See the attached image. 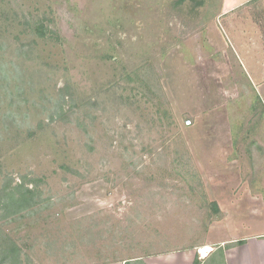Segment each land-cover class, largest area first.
I'll return each mask as SVG.
<instances>
[{"label":"rangeland","instance_id":"obj_1","mask_svg":"<svg viewBox=\"0 0 264 264\" xmlns=\"http://www.w3.org/2000/svg\"><path fill=\"white\" fill-rule=\"evenodd\" d=\"M233 5L0 0V192L35 196L0 245L114 264L264 231V0Z\"/></svg>","mask_w":264,"mask_h":264},{"label":"crops","instance_id":"obj_2","mask_svg":"<svg viewBox=\"0 0 264 264\" xmlns=\"http://www.w3.org/2000/svg\"><path fill=\"white\" fill-rule=\"evenodd\" d=\"M251 1L253 0H223V5L231 3L236 8ZM201 246H197V250L207 248L209 251L203 259L198 258L197 250L195 254L193 248H187L145 257L136 256L114 264H264V231L249 233L245 237L230 235L225 240L216 241L214 245Z\"/></svg>","mask_w":264,"mask_h":264},{"label":"trees","instance_id":"obj_3","mask_svg":"<svg viewBox=\"0 0 264 264\" xmlns=\"http://www.w3.org/2000/svg\"><path fill=\"white\" fill-rule=\"evenodd\" d=\"M182 3V0H179ZM24 189V188H23ZM24 193L18 194V196L11 197V200L9 202L8 208L12 209V213H15V211H25L28 209H31L34 206V192L32 189L25 188ZM7 198L4 195V192H0V202L3 203L1 206L2 208L5 207L3 198ZM6 208V207H5ZM8 208L7 211H8ZM10 215H7L5 217H9ZM3 218V217H2ZM7 219V218H6ZM6 244L3 242L0 245V264H22L21 258H20V252L21 250L17 247L16 244Z\"/></svg>","mask_w":264,"mask_h":264},{"label":"bare ground","instance_id":"obj_4","mask_svg":"<svg viewBox=\"0 0 264 264\" xmlns=\"http://www.w3.org/2000/svg\"><path fill=\"white\" fill-rule=\"evenodd\" d=\"M200 252L202 253L203 256H207L208 249L202 248V250Z\"/></svg>","mask_w":264,"mask_h":264},{"label":"clouds","instance_id":"obj_5","mask_svg":"<svg viewBox=\"0 0 264 264\" xmlns=\"http://www.w3.org/2000/svg\"><path fill=\"white\" fill-rule=\"evenodd\" d=\"M198 250H200L201 251V249H198ZM197 250V253H198V258H200V259H203V258H205L203 255H202V253L201 252H199ZM209 254V251L207 252V255Z\"/></svg>","mask_w":264,"mask_h":264},{"label":"built area","instance_id":"obj_6","mask_svg":"<svg viewBox=\"0 0 264 264\" xmlns=\"http://www.w3.org/2000/svg\"><path fill=\"white\" fill-rule=\"evenodd\" d=\"M190 124H191V121L190 120H188V121L185 122V125H187V126L190 125ZM198 251L200 252V250H198Z\"/></svg>","mask_w":264,"mask_h":264}]
</instances>
